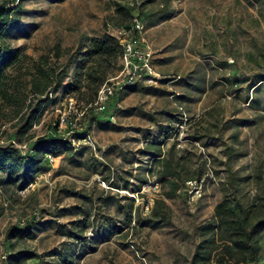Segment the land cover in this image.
Listing matches in <instances>:
<instances>
[{"label":"rangeland","instance_id":"1","mask_svg":"<svg viewBox=\"0 0 264 264\" xmlns=\"http://www.w3.org/2000/svg\"><path fill=\"white\" fill-rule=\"evenodd\" d=\"M0 2L14 9L6 39L22 61L8 73L24 101L17 112L0 97V145L31 153L51 131L73 145L43 157L25 188L16 170L0 169V264H189L230 194L229 169L239 199L262 207L264 0ZM136 16L157 76L100 110L120 56L83 54L92 37L119 39ZM48 67L56 82L36 95L32 81ZM195 184L200 195L188 191ZM27 224L30 237L9 232ZM259 242L264 262V231Z\"/></svg>","mask_w":264,"mask_h":264},{"label":"trees","instance_id":"2","mask_svg":"<svg viewBox=\"0 0 264 264\" xmlns=\"http://www.w3.org/2000/svg\"><path fill=\"white\" fill-rule=\"evenodd\" d=\"M12 10L14 11L7 7L5 2H0V97L7 102L15 101L19 105L17 112H20L24 101L10 91L12 85L8 73L10 67L22 61L19 50L12 49L6 39V34L13 24ZM84 46L82 45L81 49ZM86 48L83 55L90 59L104 56L116 58L122 53L119 39L111 34L92 37ZM56 78L57 74L53 68L41 69L40 76L32 81V91L39 96L45 95L56 82ZM35 116L36 113H33L31 119ZM30 125L31 121L27 126ZM30 149L31 153H24L20 147L0 145V169L9 172L16 170L17 180L21 182L22 188L33 182L43 157L71 151L73 145L68 138L57 131H51L44 136L36 137ZM198 175L200 173L196 172V177L189 180H200ZM229 184L230 194L218 203L213 218L202 225L201 240L195 245L189 264H214L211 262L215 256L214 250L218 252L214 260L217 264H264L261 260L259 242L264 231V204L257 207L256 204L245 203L239 199L235 173L232 169H229ZM12 231L23 237L33 235L31 224L14 226L9 229L10 233ZM220 243L222 248L219 250Z\"/></svg>","mask_w":264,"mask_h":264},{"label":"built area","instance_id":"3","mask_svg":"<svg viewBox=\"0 0 264 264\" xmlns=\"http://www.w3.org/2000/svg\"><path fill=\"white\" fill-rule=\"evenodd\" d=\"M119 41L122 46L120 56V71L108 79L99 90L95 104L100 110L107 107L110 97L117 90L133 85L140 81L151 82L157 76V72L152 63V51L147 40L145 28L142 20L136 16L131 25L126 26L121 31ZM199 180H190V184ZM194 189L188 190L195 195L201 194V186L195 184Z\"/></svg>","mask_w":264,"mask_h":264}]
</instances>
